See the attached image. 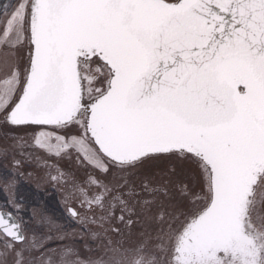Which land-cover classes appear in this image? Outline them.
Returning a JSON list of instances; mask_svg holds the SVG:
<instances>
[{
    "label": "water",
    "instance_id": "water-1",
    "mask_svg": "<svg viewBox=\"0 0 264 264\" xmlns=\"http://www.w3.org/2000/svg\"><path fill=\"white\" fill-rule=\"evenodd\" d=\"M31 33V71L9 123L71 120L84 106L79 59L98 55L114 74L89 105L101 151L117 162L199 155L213 200L187 244L207 255L247 237L246 197L264 169V0H33ZM0 230L25 239L8 210Z\"/></svg>",
    "mask_w": 264,
    "mask_h": 264
},
{
    "label": "rangeland",
    "instance_id": "rangeland-1",
    "mask_svg": "<svg viewBox=\"0 0 264 264\" xmlns=\"http://www.w3.org/2000/svg\"><path fill=\"white\" fill-rule=\"evenodd\" d=\"M31 1L0 0V210L25 235L17 243L0 231V264H174L181 231L211 201L204 159L169 152L112 162L89 137L87 113L60 127L6 122L29 72ZM81 65L86 100L104 95L110 67L97 57ZM247 213L252 251L194 255L185 236L180 261L264 264V173Z\"/></svg>",
    "mask_w": 264,
    "mask_h": 264
},
{
    "label": "trees",
    "instance_id": "trees-1",
    "mask_svg": "<svg viewBox=\"0 0 264 264\" xmlns=\"http://www.w3.org/2000/svg\"><path fill=\"white\" fill-rule=\"evenodd\" d=\"M1 10H2V9H1ZM240 90H241V91H244V88H243V87H240Z\"/></svg>",
    "mask_w": 264,
    "mask_h": 264
},
{
    "label": "flooded vegetation",
    "instance_id": "flooded-vegetation-1",
    "mask_svg": "<svg viewBox=\"0 0 264 264\" xmlns=\"http://www.w3.org/2000/svg\"><path fill=\"white\" fill-rule=\"evenodd\" d=\"M255 243H256V241H255ZM251 245H252V243H251Z\"/></svg>",
    "mask_w": 264,
    "mask_h": 264
}]
</instances>
